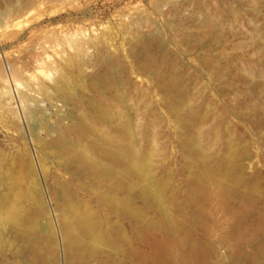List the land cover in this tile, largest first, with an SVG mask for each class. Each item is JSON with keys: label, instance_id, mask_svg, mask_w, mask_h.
<instances>
[{"label": "bare ground", "instance_id": "6f19581e", "mask_svg": "<svg viewBox=\"0 0 264 264\" xmlns=\"http://www.w3.org/2000/svg\"><path fill=\"white\" fill-rule=\"evenodd\" d=\"M209 18L206 16L202 26L207 34L216 24L213 17ZM197 36L191 39L186 36L183 41L199 46L201 39ZM151 54L145 53L143 63L136 67L154 84L155 97L159 96L157 104L166 111L168 121L172 119L174 127L184 131L179 136L183 139H174L183 154L179 167L173 171L159 162L158 111L146 103L144 90L140 89L141 98L134 105L128 95L129 104L135 107L133 118L137 120L129 115L133 111L130 106L129 110L125 107L126 113L121 110L122 104H128L125 97L128 90L125 92V85H121L120 68L108 67L110 70L100 76H89L85 82L60 77V97L69 107L67 118L72 122L63 130L43 125L47 139L38 141L42 148L52 152L54 159L62 162V168L70 169V179L51 175L43 158L41 181L31 164H27L21 176L15 173L13 181L14 172L10 169H6L3 177L0 175V250L9 251L12 261L18 264H213L221 257L220 261L224 259L228 264H260L264 256V174L258 167V157V163L253 160L255 142L250 129L241 139V146L237 147L228 136L217 153L210 151V145L209 150L204 147L200 128L210 118L198 115V119L193 115L194 107L184 100L190 95L184 93L183 77L179 79L171 64L172 68H161L158 62H162H157L159 58ZM253 113L250 119L255 115L258 124H263V113H259L261 116ZM144 118L150 130L140 131L136 124ZM257 125L259 131L264 128ZM260 133L263 135V131ZM217 135L214 133L211 143L218 140ZM262 135L257 134L258 139L262 140ZM177 177L185 189L182 197L174 182ZM46 197L53 201L54 220ZM217 214L226 219L224 228L216 220ZM236 245L249 248L252 254L237 255L233 250ZM221 251H224L222 256ZM230 251L238 256L236 260L230 259L233 258Z\"/></svg>", "mask_w": 264, "mask_h": 264}, {"label": "rangeland", "instance_id": "374dc122", "mask_svg": "<svg viewBox=\"0 0 264 264\" xmlns=\"http://www.w3.org/2000/svg\"><path fill=\"white\" fill-rule=\"evenodd\" d=\"M204 15L207 19L213 17L216 23L210 28L207 38V29L202 27L206 21ZM197 35L201 39L199 46V43L190 42L189 45L183 41L186 36L191 39ZM136 40H140L139 43ZM263 50L264 0H0V175L3 177L6 169H10L14 172L13 181L15 175L21 176L27 164H31L41 181L40 160L43 158L51 175L69 180L70 169L62 168V162L54 159L52 152L42 148L38 141L39 138L47 139L45 126L63 130L72 122L67 118L69 107L60 97L58 80L67 76L85 82L110 70L108 67L122 70L121 85H125V92L128 90L125 96L128 104L121 105L123 112L126 113V108L129 110L141 98L140 92L143 91L140 89L146 92L144 99L149 106H155L158 112L153 111L157 112V118L159 116V125L160 122L162 124L156 130V134L160 135L157 136L159 162H164L163 165L170 166L173 171L177 169L183 161V154L174 139L184 131L174 127L172 119L168 121L170 118L165 115L166 111L157 104L159 96L155 97L154 84L138 70L145 53L157 56V62H162H158L161 68H175L179 79L184 78L180 80L186 87L184 93L189 92L190 95L184 100L194 107L193 115L198 119L201 116L212 120L210 122L209 119L200 128L204 147L210 145V151L217 153L230 137L237 147L241 146V139L250 129L255 142L253 160L255 163L260 161L258 167L264 174V123L258 124L255 115L250 119L253 112L258 113L257 110L264 117V89L261 87L264 86L261 82L264 78H259L264 77ZM100 59L106 62L102 63ZM257 71L262 75H258ZM252 73L253 76L250 75ZM245 75H250V79ZM128 95L133 98L131 105ZM132 107L129 115L135 120V107ZM245 115L251 123L246 121ZM142 120H138L140 124L136 125L140 131H145L150 127L145 126V118ZM252 123L255 124L253 127L250 126ZM256 125H261L263 129L259 131ZM214 133L219 134L218 140L211 143ZM257 134L263 139H258ZM174 182L182 197L185 189L180 178H175ZM43 188L47 194L46 185ZM51 201L46 197L51 219L54 220ZM216 218L222 228L227 225L221 214H217ZM220 221L226 225L223 226ZM236 246L233 250L237 255L252 254L249 248ZM232 251L229 255L233 258L230 259L236 260L238 256H233ZM11 257L9 251L0 250V264H18ZM217 260L212 263L221 262ZM221 263L228 264L224 259ZM260 264H264V256Z\"/></svg>", "mask_w": 264, "mask_h": 264}]
</instances>
